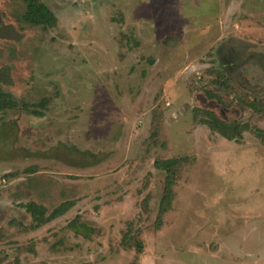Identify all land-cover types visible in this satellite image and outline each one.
I'll return each mask as SVG.
<instances>
[{"label":"rangeland","instance_id":"obj_1","mask_svg":"<svg viewBox=\"0 0 264 264\" xmlns=\"http://www.w3.org/2000/svg\"><path fill=\"white\" fill-rule=\"evenodd\" d=\"M41 2L52 28L0 0V88L47 100L0 112V264H264V107L247 106L264 103V0ZM223 69L248 91L215 84ZM168 159L183 164L159 228ZM65 201L30 229L24 205Z\"/></svg>","mask_w":264,"mask_h":264},{"label":"trees","instance_id":"obj_2","mask_svg":"<svg viewBox=\"0 0 264 264\" xmlns=\"http://www.w3.org/2000/svg\"><path fill=\"white\" fill-rule=\"evenodd\" d=\"M26 6V13L24 15V21L26 24L32 27H42L43 29H49L56 25L57 19L52 11L41 2V0H21ZM230 51V50H229ZM228 53V52H227ZM253 58L261 59L263 55H251ZM264 66V63H263ZM231 69V68H230ZM233 70V69H232ZM236 82V84L242 85L237 82L234 77L231 76L226 70L220 71L218 78L215 84H219L222 87H227L229 83ZM244 89V87H242ZM247 90V89H246ZM248 91V90H247ZM47 100H44L40 105H29V104H20L14 99V97L7 92H4L0 88V112H7L9 110H19L24 109L29 111L33 109V115L37 117H42L43 113L37 111V108H45ZM248 107L253 109L256 112H261L264 107V103L256 105V103H247ZM207 119L205 125H207L213 132L219 133L223 138L234 141L238 137H241L243 134V128L237 124H228L226 122L220 121L211 113H205ZM183 160L181 159H168L163 161H156L155 166L158 170L166 173L165 180V197L161 205L160 218L158 220V227L161 228L162 217L171 210L172 201L174 198V187L177 184L180 176V168L182 167ZM75 201H65L59 207H57L52 212H49V209L43 205H39L35 202H31L23 207L26 209V212L31 215L33 218V225L30 227L31 230H38L45 225L56 221L63 216H65L69 211L75 207ZM69 228L71 231L80 234L83 231V235L86 238H89L90 233L93 232L87 225L77 224V220L73 221ZM138 247L141 249V243Z\"/></svg>","mask_w":264,"mask_h":264}]
</instances>
